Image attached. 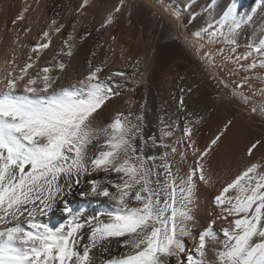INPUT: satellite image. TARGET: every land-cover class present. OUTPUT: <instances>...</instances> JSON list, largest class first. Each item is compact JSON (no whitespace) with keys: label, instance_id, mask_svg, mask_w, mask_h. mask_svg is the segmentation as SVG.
Returning a JSON list of instances; mask_svg holds the SVG:
<instances>
[{"label":"snow or ice","instance_id":"snow-or-ice-1","mask_svg":"<svg viewBox=\"0 0 264 264\" xmlns=\"http://www.w3.org/2000/svg\"><path fill=\"white\" fill-rule=\"evenodd\" d=\"M88 5L82 0L75 9L71 31H65L68 25L55 12L27 61L5 58L0 77V264H264V164L250 159L216 189L204 223L197 216L198 186L215 188L213 157L233 126L226 120L200 144L205 116L190 110L186 99L197 85L179 90L176 137L173 125L161 127L159 135H146L145 104L139 105V114L117 110L114 116L104 115L129 80L141 82L135 73L105 75L103 61L88 60L86 74L61 82L65 57L74 56L79 17ZM124 5L119 0L97 31ZM27 11L11 21L13 43L20 42L19 22ZM239 28L233 6L210 32L212 42L231 47L217 49L219 60L211 51L202 52L201 59L215 87H231L232 95L248 106L253 96L242 89L247 85L253 91L249 79L264 75H240L239 83L233 79L258 66L264 69V59L259 65L245 63L249 53L236 54ZM30 30V25L24 28L25 34ZM57 35L65 37L66 47L48 61L42 54ZM90 35L85 30L81 39ZM193 35L199 38L201 31ZM255 51L264 53V47ZM260 92L264 96V89ZM250 110L264 119V104H252ZM254 149H264V136L249 140L246 155L252 157ZM74 194L95 199L103 210L73 209L69 198ZM57 213L60 222L44 219Z\"/></svg>","mask_w":264,"mask_h":264},{"label":"bare ground","instance_id":"bare-ground-1","mask_svg":"<svg viewBox=\"0 0 264 264\" xmlns=\"http://www.w3.org/2000/svg\"><path fill=\"white\" fill-rule=\"evenodd\" d=\"M138 2L143 7L142 8L143 12L141 14L142 17V21H140L141 25L139 26L138 29L139 38L138 40H134V41H137L139 44L144 42L145 40L144 35L146 34V33L144 34V31L146 30V27L149 23H151L152 26L151 28L152 35L155 34V31L159 25H162L164 27V31L171 33L174 37H172V40H169L167 43H165V52L167 53V56L169 58L173 59V63L169 68V69L172 68L171 69L172 75L170 74L168 76L166 75V73L160 75L159 74L153 75V73L150 71L148 72V74H145V67L147 64L146 63L147 60L140 61V63L137 65L134 60L132 61V58L130 56L129 57L131 58V60L125 55H120V53H118V50L115 51L119 55H117L116 53L112 54L113 53V51H111L112 48L110 50L112 53L108 51L107 52L99 51L102 52L99 55L98 51H97L98 54L97 52H95V50L99 48L98 47L97 49L95 48L94 52L96 53V55L95 56L92 55L90 57L91 58L90 60H92L93 63H95L98 60L97 61L98 64H100L103 61L106 65L104 69L105 75L107 72H109L107 71L108 68L111 69L110 72L111 71L115 72L119 69L123 71L126 75L130 74V76H132V74L135 73V78L141 81L138 85H134L132 81L129 80L125 88L121 89L122 95L120 99H113V102L109 105V108L105 111L104 115L108 116L109 114H111L114 116L117 110L122 111L125 114H127L129 110L139 114V105L145 104L144 114L146 117V124H145L146 135L149 134L159 135V129L161 127H163L164 125H173V130L176 133V137H178L180 135V132L179 129L175 127L174 121L176 118V102L178 97L180 96L179 90L180 88L189 85H197L198 90L195 91L193 94H191L189 97H186V99L188 103L189 100H192L193 104L198 103V108L200 106L203 110V113H205L207 116L206 117L207 120L206 119L205 120L208 122L207 126L210 129V131L208 133H205V131H202L201 134L199 133L198 137L200 144L203 145L212 135V133L217 129V127L220 126L223 122H225L228 119H231L233 121V126L231 128V131L228 133V136L225 138V141L221 144L220 148L217 150L215 156L213 157L214 180L216 182L215 188H209L202 184L198 186V191L196 194L198 201L197 216L198 218H200L201 223H204V217L207 215V212L210 211L211 209L212 195L216 192V189H218L224 181L234 178L237 172L243 170V166L250 160L248 156L247 158H245V156H243V152L241 151L246 143V138L243 137L244 135L242 134V130L246 129V127L249 128L250 126L248 125L250 123L249 122L250 118L248 114L252 113L250 110L252 104H250L251 106H249V108H247L246 110H244L246 107L244 106L245 108H241L243 107L241 105L239 109L237 105H235L234 103L232 88H227L223 90L217 89L214 85V82L203 71L204 67L199 68L200 69L199 72H195L192 74L190 70L186 68L188 65L180 57H179L180 59H178V56L182 57V55L176 53L174 47L178 46L180 43L184 44L183 41V36H184L190 40V42L192 43L193 46H195V48H197L196 45L199 42L206 40L207 38L206 36L210 35L211 31H214L216 28L220 27V21L224 19V16L228 12V10L231 7L235 6L236 15L240 21V28L237 29L236 33L234 34V38L237 40V53L238 55L240 53H249L248 60L245 61V63H251L253 60H255L257 62V65H259V61L261 59H264V53H258L255 50L257 47H264V45L261 44V42L264 41V0H195L194 3L193 0H166V2L168 3L167 4L168 8L158 5L156 0H138ZM189 5H191V7H189ZM39 10L41 11V8ZM155 11L157 12V14H155ZM193 12L195 13V19H192L191 17V13ZM150 13H154V16L151 18H150ZM173 13H176V15H173ZM177 16H179V19H177ZM35 17H33L34 18L33 20L31 18V20L29 21V24H32L33 27L28 34L26 35H24L25 33L22 34L23 31L20 29L22 31L21 35H23L24 37L21 36L22 40L20 39V42L16 43L17 46L20 47L16 48V51L13 52V54L12 52H10L12 55L9 53L11 57V58L8 57L9 61H11L13 57H16L18 62H20V60H23L25 55L29 57L30 51L28 49L21 47V44L27 45L30 39L33 42H35L39 38V34L42 31L39 30L41 29L40 28L41 22L39 21V18L37 19L38 16L36 18ZM6 22L3 19L0 28V32H1L0 34H2L3 36L7 34L6 31L7 29H5ZM71 24L69 26H71ZM209 25H211V27H209ZM128 27L129 30H132L133 23L129 24L127 28ZM76 29H78V27ZM196 30L201 31V36L199 38H196L193 35V33ZM224 30L227 31V26H225ZM153 36L151 37V41L153 40ZM55 38L56 36L54 37L55 41L53 45L60 46L64 37L61 35H57L56 39L57 40L59 39L57 42ZM60 40L61 42H59ZM50 46L52 47V45ZM54 46L50 48L54 50L55 49ZM83 47L85 46L83 45L79 52L83 53L82 51ZM131 47L135 48V45L133 46L131 45ZM27 48H29V46ZM211 48L208 49L212 51ZM215 48L213 46V50L216 51L218 48L217 49ZM52 50L48 56L46 55L47 57L45 56V59L48 61H51V58L54 55V51ZM92 53L93 51L91 52V54ZM5 55H6L5 53H3V55L0 53V77H2L3 75V69L5 66L4 61H5V57L7 56ZM81 57L84 60L85 59L84 57L86 56L82 54L80 58ZM86 62L85 64L88 65V63ZM189 68L191 69V66ZM86 70L82 74H86L87 72ZM251 70H254L255 73L257 71L264 72V69L260 68L259 66L255 69H249V71L252 72L253 74L254 72ZM29 71H31V69ZM258 72L256 74H260ZM74 73L75 71L71 70V72L70 71L68 72V75L65 76L63 74L65 78L62 76L61 82L64 83L65 81L66 84L68 82L70 83V81H73V79L79 75L76 74L75 77ZM180 77H184V79L181 80ZM129 89H133V90L130 91ZM259 93L261 94V92ZM192 102L190 103L192 104ZM194 106L195 105H193V107ZM222 118H224L225 121H223L224 119L222 120ZM254 118H255L254 116L251 117L252 121H254L253 120ZM162 120L164 122L163 124H161ZM262 122L263 121H261V123ZM257 124L258 123H256V126ZM199 127L201 128V126ZM249 140L250 139H248V141ZM254 152H255L253 153L254 156H252L251 160L253 162H259L261 164H264V149L255 150ZM174 159L177 162H179L178 156H176ZM69 199H70L71 207L75 210L83 208L87 210L89 214L103 210L101 203H99L95 199L92 200L85 199L76 194L71 196ZM44 219L51 223H57L61 221V216L59 213H57L56 215L50 218L45 217ZM216 227L217 228L221 227V223H218Z\"/></svg>","mask_w":264,"mask_h":264},{"label":"rangeland","instance_id":"rangeland-1","mask_svg":"<svg viewBox=\"0 0 264 264\" xmlns=\"http://www.w3.org/2000/svg\"><path fill=\"white\" fill-rule=\"evenodd\" d=\"M135 1H136V3H135ZM156 2L158 5L165 7V8H168V5H167L168 3L166 2V0H156ZM81 3H82V0H0V28H1V25L3 22V19L5 20V22L7 21L6 27H5V29H7L6 30L7 36L4 35L6 38L2 34H0V48H1L0 53L2 55H3V53H5L7 55V56L6 55L5 56L8 58V57H10V54H11L10 52H12V54H13V51L11 49L20 47V46H17L16 43H13L15 37L13 36V32L11 31L13 29L11 21L25 7H28L29 11H27L25 13V16L27 19H25L22 22H19L20 28L18 30L20 32V37L23 36V35H21L22 31H23L22 34L25 33L24 28L29 27V25H30V28L32 30L33 25L29 24V21L31 20V18L33 20L34 19L33 17H35V15H36V17L38 16L37 19L39 18V21L41 22L40 23L41 29H39V30L43 31L45 29L46 25L51 22V19L53 18V14L55 12H59V16L57 17V19L60 22H64L68 25V27L66 28L65 31L72 30V29H70L71 26H69V25L71 23H73V21L75 19V9ZM118 3H119V0H90L89 1V5L87 7L85 14L81 15L79 17V23L77 24L78 29H76V35L77 36L75 39L74 56L72 57L74 59H72V58L69 59V58L65 57V59L68 60L67 70L64 73L65 76L68 75V72L69 71L71 72V70H72V71H75V73H74L75 77H76V74L77 75L79 74L76 78L73 79V81L81 78L83 75L82 73L85 72L86 69H88V65H86L85 62L87 61L86 63H88V60H90L91 59L90 57L92 56L91 52L92 51L94 52L95 48L97 49V47L100 50L97 49V50H95V52H97V51L98 52L99 51H102V52L113 51V53L112 52L111 53L115 54L116 53L115 50H118V53H120V55H125L128 58L131 57L132 61L134 60L135 62H137V61L147 60L146 61L147 64L145 67V74H148V72L150 71L153 73V75H158V74L160 75L163 73H166V75H168V76L170 74L172 75V71H171L172 68L171 69H169V68L171 67V64L173 63V59L169 58L167 56V53L165 52V43H167L169 40H172V37H174L171 33L164 31V27L162 25H159L156 29L157 32L155 31V34H153L154 35L153 36L152 30H151L152 26H151V23H149L146 27V30L144 31V34L145 33L146 34L145 35L143 34L145 37L144 42L139 44L137 41H134V40H138V38H139L138 29H139V26L141 25V22H140V21H142L141 14L143 12L142 11L143 7L140 5L138 0H125V5L123 6L122 11L119 13H114V20L110 24H107L103 29H100L99 31H97V29H99V27H100V23L107 17L108 12L111 11L113 9V7L115 5H117ZM54 5H60L62 7H54ZM40 8H41V11L39 10ZM46 12H47V14H46ZM37 13H39L40 15ZM155 14H157L156 11H155ZM153 16H154V13H150V18ZM70 21H71V23H70ZM131 23H133V27H132V30H129V27L127 28V26H129V24H131ZM85 30L91 32V35L84 38V39H81V36H83V33ZM150 30H151V32H150ZM24 35H26V34H24ZM152 36H153V40L151 41ZM126 37H128V38H126ZM206 37H207L206 40L199 42V43H202L204 45L203 49H197L198 47L195 48V46L192 45L190 40L184 36H183L184 44L180 43L178 46L174 47L176 53H178L179 55H182V57H183L182 58L181 56H178V59L181 58L188 65L186 68L189 69L192 74L195 72H199V70H200L199 68H202L205 66V62L201 59V53L202 52L209 51L210 49H208V48L212 47L211 48L212 51L211 50L210 51L213 52L214 58L219 60V57L215 55L217 50L216 51L213 50V46H214V48L216 47L215 49H217L219 47L220 48H229V45H224V43L222 41H219L218 43L212 42L213 38H211L210 35H208ZM56 38H57V36H56ZM185 38H187L188 43L185 42ZM20 39L22 40V37ZM207 39H208V41H207ZM215 39L219 40V38H215ZM58 40L56 39V42ZM61 40L59 42H61ZM163 40H165V41H163ZM35 42H33L30 39V41H28V43H27V47L29 46V48H27V47H23V48L28 49L30 51L31 46ZM207 42H208V44L211 43L212 45L211 44L208 45ZM136 44H139V45H136ZM50 45H52V47L54 46L53 43ZM83 45L85 47H83V50H82L83 53H82L79 51ZM131 45L132 46L135 45V48L131 47ZM58 46L59 45H55L54 46L55 49L53 48L54 50H52L51 49L52 47L50 46L51 47L50 50H47V51L45 50L44 54H42V55L48 56L49 53H51V50L54 51V54H55L56 50H59L61 47H66L63 45V40H62V43L60 44L61 47L60 46L58 47ZM91 47H92V49H91ZM111 48H112V50H111ZM130 48H132V49H130ZM1 50H2V52H1ZM45 52H48V53H45ZM98 52H97V54H98ZM102 52H99V55ZM88 53H90V54H88ZM82 54H84V56H86V57H84L85 58L84 60H86V61H84L82 57L80 58V56H82ZM236 54L238 55V53H236ZM117 55H119V54H117ZM5 56H3V57H5ZM27 57L28 56L25 55L24 59L20 60L19 63H23L24 60L27 61ZM131 58H130V60H131ZM97 61L94 64H98ZM84 64L86 67L84 66ZM190 66H191V69L189 68ZM110 70L111 69L108 68L107 71H109V72H107L106 75L111 74L112 71L110 72ZM251 71L254 72V70H251ZM258 73H260L259 75H264V72H262V71H259ZM253 74L249 70L247 73H242V74L240 73V74H238V76L236 78L233 79V82L239 83L238 78L240 75H248L249 77H252ZM64 75H62V76L64 77ZM128 76H130V74ZM73 81H70V83H72ZM251 82H253V83H251ZM68 83H66V84H68ZM248 83L252 85L253 91L250 92L247 85H245L242 90L244 92H246V91L249 92L248 94H251V95L253 94L252 95L253 100H252L251 104H255L257 107L261 106L262 104H264V96H262L259 92L261 89H264V79L251 78V80H249ZM64 84H65V81H64ZM229 88H231V87H229ZM259 95H261V96H259ZM190 102H192V100H189V103H188L189 109L191 107H193V105H195L193 107L194 109L191 108V110L203 114L205 116V119H206L207 116L205 113H203V110L200 106L198 108V103L193 104V102H192V104H191ZM234 103H235V105H237V107L239 109L241 106H243L241 108L246 107L244 110H246L247 108H249V106H251L250 104L248 106H245L239 96L234 97ZM190 104H191V107H190ZM253 114L254 113L248 114L249 118H250L249 119L250 123L248 124L250 126H249V128L246 127V129H248V130H246V129L242 130V134L244 135L243 137L246 138V143L243 146L241 152H243V156H245V158H247L246 150H247V146L249 145L248 139H251L253 137L264 136V119H261L258 116V114H254V115ZM250 115H251V117H253V116L255 117L253 119L254 121H252ZM223 119L224 118H222V120ZM206 120H205L204 124L202 123L199 125V126H201V128L199 127V131L201 130L199 132L200 134L202 133V131H205V133H208L210 131V129L207 126L208 122ZM223 121H225V119ZM261 121H263V122L261 123ZM256 123H258L257 126H256ZM199 133H198V135H199ZM254 151H255V149L253 150V153H255ZM253 156H254V154H253ZM248 158L251 159L252 157H248Z\"/></svg>","mask_w":264,"mask_h":264}]
</instances>
